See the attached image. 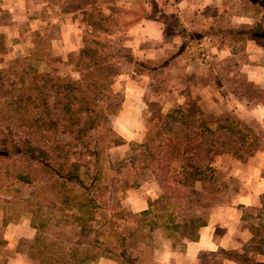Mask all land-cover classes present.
<instances>
[{"label":"rangeland","instance_id":"374dc122","mask_svg":"<svg viewBox=\"0 0 264 264\" xmlns=\"http://www.w3.org/2000/svg\"><path fill=\"white\" fill-rule=\"evenodd\" d=\"M211 1L0 0V68L18 70L11 80L14 92L31 84L34 70L49 74L75 72L73 63L83 38L96 36L104 43L102 60L114 71L105 80L119 100L118 107L108 116L122 140L101 148L102 165L126 155L128 142L144 135L148 118L157 115L158 109L167 112L184 100L215 115L228 113L238 118L252 140V154L237 151L213 157L215 178L202 187L193 183L199 199L188 196L164 205L158 199L160 187L149 170L135 171L125 177V186L118 190L120 203L131 211L148 209L141 214L138 225L143 237L137 243L140 254H135L141 264L171 262L172 252L180 254L185 243L180 231L172 227L175 221L207 219L213 205L230 204L240 194L258 191L262 204H242L240 208L245 220L251 223L264 220V164H257L259 159L251 156L264 148V111H258V103L245 104L230 91L235 80L231 75L236 70L251 74L255 64L264 66L261 50L264 46L256 40L245 41L243 48L234 42V48L239 49L230 52L227 47L231 44L226 43L222 33H215L214 28L226 22L250 21L264 29V13L252 12L250 17L228 13L246 0ZM77 5L82 9L74 12L73 6ZM217 5H225L227 9L216 11L213 17L212 6ZM141 16L143 19L136 21ZM177 19L188 27L186 34L176 31ZM262 42L264 39L259 43ZM243 51L248 65L239 62ZM258 52L261 56L256 58ZM28 193V188L0 179V264H118L107 252L84 262L68 260L69 252L63 249L62 240L72 238L71 230L51 227L36 233L29 225L30 212L16 198ZM148 221L156 224L152 230L147 227ZM178 228L196 235V229L189 223ZM54 235L59 244L47 245L49 240L56 241ZM235 249L253 258L264 257V242H251ZM222 256L218 251V259Z\"/></svg>","mask_w":264,"mask_h":264},{"label":"trees","instance_id":"16d2710c","mask_svg":"<svg viewBox=\"0 0 264 264\" xmlns=\"http://www.w3.org/2000/svg\"><path fill=\"white\" fill-rule=\"evenodd\" d=\"M225 8L212 6L213 17ZM258 11L264 13V2L246 0L228 13L250 17ZM174 27L181 34L189 31L178 19ZM214 28L231 44L227 47L230 52L239 49L234 48V42L242 47L247 40L264 39V29L250 21L226 22ZM82 42L73 63L75 72L49 74L34 70L31 84L18 92L11 87L18 70L0 68V179L29 189L28 195L16 198L30 212L29 225L36 233L51 227L71 230L72 238L62 240L63 249L69 252L68 260L84 262L107 252L118 264H141L135 254L143 237L138 225L141 214L148 209L131 211L120 203L118 190L125 186V177L149 170L160 187L158 199L164 205L188 196L199 199L193 183L202 187L215 178L213 157L237 151L252 154V140L238 118L228 113L215 115L184 100L167 112L158 109L157 115L148 118L144 135L128 142V153L102 165L101 148L122 140L108 116L119 100L105 80L114 71L102 60L104 43L96 36L85 37ZM241 54L239 62L245 63V52ZM231 76L235 78L230 86L233 94L245 104L254 101L264 106V88L243 71L236 70ZM167 215L170 217V213ZM195 220L183 218L173 223L172 227L184 236L183 241L196 235L178 227L189 223L197 231L206 222ZM248 222L251 235L245 244L264 242V220ZM146 224L149 230L156 225L153 221ZM54 236L56 241L49 240L47 245L59 244ZM219 253L238 264H264L235 248L220 249Z\"/></svg>","mask_w":264,"mask_h":264},{"label":"crops","instance_id":"0c3cea01","mask_svg":"<svg viewBox=\"0 0 264 264\" xmlns=\"http://www.w3.org/2000/svg\"><path fill=\"white\" fill-rule=\"evenodd\" d=\"M211 2H216V0ZM81 7V5L73 6V11L78 12V10L82 9ZM142 16L136 21H141L144 17ZM261 44L264 46L263 43L258 42V45L262 46ZM261 50L264 51V49ZM260 54L261 52H258L256 58H259ZM246 65H248L247 62ZM255 67L254 72L251 71V74H249L245 70V74L249 80L264 88V66L255 64ZM257 107L258 111H264L263 105L258 104ZM251 156L259 159L257 164H264V150H257ZM256 192L258 193V191ZM257 193L237 195L235 203L229 204L224 202L213 205L206 222L197 228L196 237L185 241L180 254L172 252L171 256L173 260L165 264H238L233 259L224 256L218 259V251L220 249L239 248L249 240L251 235L249 222L243 217V211L240 207L242 204L261 203L263 198L259 200ZM255 258L264 261V257Z\"/></svg>","mask_w":264,"mask_h":264}]
</instances>
